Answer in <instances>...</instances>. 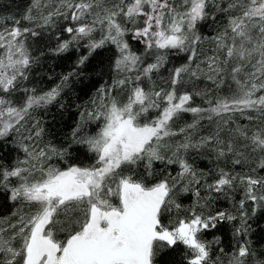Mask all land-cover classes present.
<instances>
[{
    "label": "snow or ice",
    "instance_id": "1",
    "mask_svg": "<svg viewBox=\"0 0 264 264\" xmlns=\"http://www.w3.org/2000/svg\"><path fill=\"white\" fill-rule=\"evenodd\" d=\"M45 8L41 0H32L23 19L35 22L37 17L32 13L37 10L42 21L37 28L55 27L56 18L61 17L74 22L75 26L69 23L63 29L71 38L62 40L52 51L67 52L74 42L89 38L88 55L81 56L78 65L106 43H112L120 53L116 71L135 72L134 80L140 82L142 77L150 80L151 74L159 71L169 50L190 54L187 64L171 70L168 90H145L140 83L133 84L128 75L114 81V86L120 88L133 84L126 102L111 95V88L102 86L98 90L93 110L82 112L81 119L85 115L89 120L102 119V127L95 135L83 138H78L79 124L72 132L75 143L96 154L94 164L61 168L46 162L53 156L63 158L66 149L51 144L39 149L22 145L26 158L0 171V184L10 191L13 201L26 202L34 210L19 215L15 222L8 220L7 228L0 227V264H153L156 247L178 243L190 250L188 264H211L210 244L200 234L237 216L227 211L207 215L197 212V207H205L200 204L206 199L201 196V185L207 192L242 191L238 209L241 226L236 228V235L247 232L246 203H253V214L257 207H264V176L255 175L258 170L264 171V0H226V4L223 0H60L46 14ZM218 13L225 16L223 26L214 36L202 37L201 23L215 22ZM121 17L131 24L142 19L143 26L130 30L120 22ZM20 23L14 20L11 27L0 29V93L16 91L35 62L27 37H39L41 33L22 28ZM97 30L101 38L91 39ZM129 31H133V39L142 40L153 62L147 63L130 50L124 39ZM205 39L214 44L213 55L206 58L207 79L219 88L229 78L235 85L230 96L213 99L205 90H180L193 78L199 79L200 64L193 68L192 63ZM70 75L64 76L62 83ZM23 91L27 95L21 106L0 95V138L13 130L19 132L32 111L52 104L61 86L42 94L35 89ZM194 96L206 97L208 107L192 106ZM153 110L156 116L149 117ZM186 113L192 114V122L174 128ZM237 115L256 126L236 123ZM204 119L215 121V129L194 140L193 132ZM42 131L38 128L35 136ZM176 136L183 139L171 143ZM201 149L214 152L217 160L231 156L233 166L249 164L250 154L260 155L249 174L218 168L216 178L209 183L207 174L197 171L186 158L190 150ZM168 152L171 155H166ZM155 161L178 164L180 171L149 182L154 177ZM141 164L142 178L134 174ZM124 169L132 174H125ZM37 173L39 178H35ZM12 177L19 181L15 186L9 184ZM188 192L196 197L193 207L185 209L188 215L170 221L171 227L163 224L164 212L172 207L181 210L175 196ZM4 233H8L6 238ZM250 255L253 253L245 241L238 245L228 264H245Z\"/></svg>",
    "mask_w": 264,
    "mask_h": 264
},
{
    "label": "trees",
    "instance_id": "2",
    "mask_svg": "<svg viewBox=\"0 0 264 264\" xmlns=\"http://www.w3.org/2000/svg\"><path fill=\"white\" fill-rule=\"evenodd\" d=\"M109 3H117L119 0H108ZM179 3V0H176ZM226 4V0H223ZM60 0H41L42 6H46L44 14L47 11L53 10L58 6ZM32 5V0H0V29L3 27H11L14 20H20V27L33 28L41 33L39 37L28 36L27 41L30 45V50L35 58L27 73V79L19 84V88L11 93H0L5 99L10 100L13 105L21 106L26 98V93L23 89H35L36 93L42 94L50 91L57 85L61 86L60 95L52 104L45 108L36 109L31 112L26 121L20 126V131H11L8 136L0 138V171L3 169H11L17 166L19 161L26 158V153L23 151L22 145L27 144L29 147L44 148L46 145H53L58 149H66L67 152L63 158L53 156L46 163L64 168L70 164L79 166H90L95 163L96 154L88 150L87 146L75 143L72 138V132L79 124L81 131L78 138L95 135L103 125V120L81 119V113H87L93 110V99L98 100L99 89L103 86L105 89L111 88V95L116 96L121 102H126L130 89L135 83H140L145 90L160 89L168 90L170 88V73L176 67L188 63L190 53L179 50H169L167 59L158 72L151 74V79L142 77L140 82H136L134 77L137 73H118L115 69V61L120 55L116 45L106 43L102 48L97 49L83 65H78L77 61L81 56L88 55L87 45L89 38H84L78 42H74L72 47L67 52L56 53L52 51L57 48L62 40L70 39L71 36L63 29L74 22L65 21L62 17L56 18L55 27L37 28L36 25L41 23L39 17L40 12L33 10L32 15L37 17L35 22H29L23 19L27 10ZM225 21L224 14H217L215 22L209 20L201 23L199 33L202 37H212L223 26ZM120 22L127 28H131L134 24L127 23L123 17ZM102 33L97 30L92 34L91 39L99 40ZM124 39L129 43L130 50L135 54L142 56L147 63L153 62V56L145 53V46L131 40L126 33ZM214 44L211 40L205 39L198 46V58L192 63L195 68L196 64H200L202 72L199 73V79L193 78L186 83L180 90L192 92L195 90H205L215 99L216 97H226L231 95V89L235 85L231 83L229 78H225V83L219 88L207 79L209 70L207 68L206 58L213 55ZM222 57V54H219ZM204 61V62H202ZM72 73L66 82H63V77ZM133 78V84L125 85L123 88L115 87L114 81L123 79L125 76ZM206 97L194 96L192 106L208 107ZM156 111H151L148 116L155 117ZM255 115V113H252ZM236 123L240 125H248L250 128L256 126L255 123L248 121L242 116H236ZM193 116L191 113H186L183 118L176 122L174 128L183 127L185 123H191ZM39 121V124L36 122ZM38 128L43 131L39 137L35 136ZM215 129V121L204 119L200 122L199 127L193 132L194 140H199L202 136H207ZM29 135L31 140L26 139ZM183 139V136L173 137L171 143H176ZM166 155H171L170 152ZM260 153L249 155V164L242 166H233L231 163L232 157H225L217 160L214 152L208 149L198 151L190 150L187 153L189 163L197 171H202L207 174L209 183L216 178L217 169L224 168L240 174H249V169L256 167V161ZM34 163H38L33 161ZM28 167L29 165H23ZM39 166V164H38ZM154 177L149 178V182L165 178L169 173L173 176L180 171L179 165H167L160 161H155L153 164ZM125 174L129 173L124 169ZM134 174L142 178L144 175L143 165H139L134 169ZM255 175L264 176V171L258 170ZM35 178H39L37 173ZM19 183L15 177L10 178V186H15ZM201 196L206 199H201L200 204L205 207H197V212L207 214H215L217 211H227L237 216L233 221L218 222L217 227L204 231L200 234V238L210 244V260L211 264H228L229 260L238 250V245L248 242V247L253 255L246 258L245 264H257L258 261H264V207H257L253 214L254 205L248 202L245 205L247 211V232L241 235H236V228L241 226L239 219V200L243 198V193L239 189L232 191L226 190L223 193L207 192L201 185ZM10 191L0 184V227L7 228V221L15 222L19 215L29 214L34 210L33 205L17 200L13 201ZM176 203L182 207L179 212L172 207L171 211H166L162 215V223L168 227L172 225L170 221H175L178 218H184L188 215L185 209L193 207L196 203V197L192 192L179 193L175 196ZM115 202V200L113 201ZM17 213V216H13ZM5 238L8 233L3 234ZM61 238L63 236L61 235ZM219 238V243L216 239ZM190 250L186 246L178 243L175 246H158L155 248L153 264H188L190 259Z\"/></svg>",
    "mask_w": 264,
    "mask_h": 264
},
{
    "label": "rangeland",
    "instance_id": "3",
    "mask_svg": "<svg viewBox=\"0 0 264 264\" xmlns=\"http://www.w3.org/2000/svg\"><path fill=\"white\" fill-rule=\"evenodd\" d=\"M142 26H143V23H142V19H141L140 22L134 24V25H133L131 28H129V29H130V30H134L135 28H139V27H142ZM127 34L129 35V38H130L131 40H134V39H133V31H129ZM135 40H136V42H138L139 44H142L143 46H145L144 43L142 42V40H137V39H135Z\"/></svg>",
    "mask_w": 264,
    "mask_h": 264
}]
</instances>
